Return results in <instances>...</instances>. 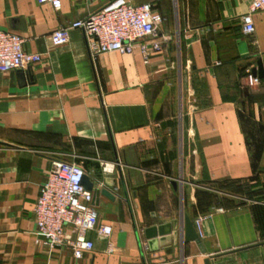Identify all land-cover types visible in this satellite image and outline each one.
<instances>
[{
    "label": "crops",
    "instance_id": "obj_1",
    "mask_svg": "<svg viewBox=\"0 0 264 264\" xmlns=\"http://www.w3.org/2000/svg\"><path fill=\"white\" fill-rule=\"evenodd\" d=\"M107 1L60 0L55 11L0 0V30L42 56L0 74V264H264V76L246 85L258 61L264 74V12L247 36L249 0H128L164 17L170 39L147 64L137 53L92 57L81 30L51 44L52 31ZM53 158L82 162L116 196H99L98 223L112 233H89L81 259L34 235ZM198 216H208L204 254L182 241L145 249L146 228Z\"/></svg>",
    "mask_w": 264,
    "mask_h": 264
},
{
    "label": "built area",
    "instance_id": "obj_2",
    "mask_svg": "<svg viewBox=\"0 0 264 264\" xmlns=\"http://www.w3.org/2000/svg\"><path fill=\"white\" fill-rule=\"evenodd\" d=\"M36 1L40 5L51 6L55 11L61 8L60 0ZM256 12H264V0H249L248 11L240 17L244 35L254 33L252 15ZM163 22V15L151 4L133 5L128 0H109L82 19L55 29L49 40L53 46H63L68 43L72 30H81L92 57L108 53H137L147 64L152 55L162 52L170 39L161 32ZM23 44L21 36L0 30V74L25 70L42 61L41 55L25 52ZM257 84L258 79L247 72L246 85L253 88ZM100 166L104 173H110L115 165L102 162ZM84 175L82 162L51 159L46 180L33 206L37 243L50 248L67 247L75 259H81L93 250L94 244L87 237L89 233L101 238H109L112 233L111 226L98 223L92 192L82 185ZM97 188L102 189L103 186L98 185ZM219 212L223 210L219 209ZM207 218L198 216L193 220L199 239L203 236L202 223ZM112 250L109 245L107 252L111 254Z\"/></svg>",
    "mask_w": 264,
    "mask_h": 264
},
{
    "label": "water",
    "instance_id": "obj_3",
    "mask_svg": "<svg viewBox=\"0 0 264 264\" xmlns=\"http://www.w3.org/2000/svg\"><path fill=\"white\" fill-rule=\"evenodd\" d=\"M96 9L97 8L91 10V12ZM252 74L254 76H257L259 79L264 76L262 64L260 61L257 62V68L253 69ZM82 185L87 191L92 192L93 205L95 207L98 206L99 196H103L111 201H114V199L116 198V196L109 189H98L94 187V182H92L87 175L83 176ZM143 237L146 241L147 249L151 253L156 252L159 247L169 245L171 242L173 245H175L177 244V241H182L185 244L194 243L202 254H204L205 252L201 240L197 236L193 224L188 217H184L179 221L175 220L173 222L146 228L145 230H143ZM204 264H210L209 259H206L204 261Z\"/></svg>",
    "mask_w": 264,
    "mask_h": 264
},
{
    "label": "rangeland",
    "instance_id": "obj_4",
    "mask_svg": "<svg viewBox=\"0 0 264 264\" xmlns=\"http://www.w3.org/2000/svg\"><path fill=\"white\" fill-rule=\"evenodd\" d=\"M174 10H175V6H174V8H173ZM96 211H98L97 209H96Z\"/></svg>",
    "mask_w": 264,
    "mask_h": 264
}]
</instances>
